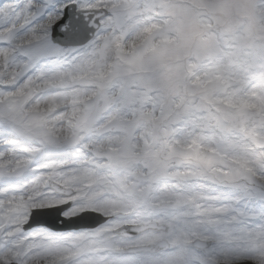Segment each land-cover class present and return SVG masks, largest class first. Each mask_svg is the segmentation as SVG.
I'll return each mask as SVG.
<instances>
[{
    "label": "snow or ice",
    "instance_id": "6c2138e0",
    "mask_svg": "<svg viewBox=\"0 0 264 264\" xmlns=\"http://www.w3.org/2000/svg\"><path fill=\"white\" fill-rule=\"evenodd\" d=\"M0 264H264V0H3Z\"/></svg>",
    "mask_w": 264,
    "mask_h": 264
}]
</instances>
